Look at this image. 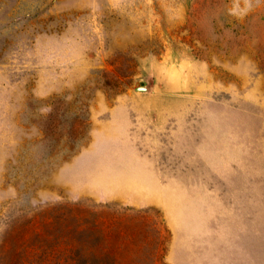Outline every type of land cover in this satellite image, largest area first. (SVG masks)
<instances>
[{"label":"rangeland","instance_id":"rangeland-1","mask_svg":"<svg viewBox=\"0 0 264 264\" xmlns=\"http://www.w3.org/2000/svg\"><path fill=\"white\" fill-rule=\"evenodd\" d=\"M0 264H264V0H0Z\"/></svg>","mask_w":264,"mask_h":264}]
</instances>
